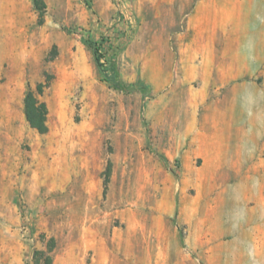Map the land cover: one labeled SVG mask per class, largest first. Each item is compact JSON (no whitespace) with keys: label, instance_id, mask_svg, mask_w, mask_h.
Instances as JSON below:
<instances>
[{"label":"rangeland","instance_id":"374dc122","mask_svg":"<svg viewBox=\"0 0 264 264\" xmlns=\"http://www.w3.org/2000/svg\"><path fill=\"white\" fill-rule=\"evenodd\" d=\"M41 2L0 0V264H264V0Z\"/></svg>","mask_w":264,"mask_h":264},{"label":"trees","instance_id":"16d2710c","mask_svg":"<svg viewBox=\"0 0 264 264\" xmlns=\"http://www.w3.org/2000/svg\"><path fill=\"white\" fill-rule=\"evenodd\" d=\"M35 6L40 11L41 16L44 15V6L41 0H35ZM96 55L97 67L100 73L102 74L104 80L110 83L115 89L132 93L140 89L143 93L148 94L150 92L149 86L145 85L142 82H139L136 85H126L119 77L116 69L111 65L110 67L101 62L99 57L98 48H94ZM111 71H113L111 73ZM48 85L39 84L37 87V92L29 88L26 92L24 105H25V114L27 121L32 128L38 130L40 133L44 134L47 132V115L48 108L44 101L40 100V96L44 94L45 89Z\"/></svg>","mask_w":264,"mask_h":264}]
</instances>
